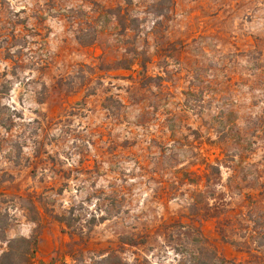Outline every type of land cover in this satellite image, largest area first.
Here are the masks:
<instances>
[{
  "label": "rangeland",
  "instance_id": "374dc122",
  "mask_svg": "<svg viewBox=\"0 0 264 264\" xmlns=\"http://www.w3.org/2000/svg\"><path fill=\"white\" fill-rule=\"evenodd\" d=\"M31 236L264 264V0H0V240Z\"/></svg>",
  "mask_w": 264,
  "mask_h": 264
},
{
  "label": "trees",
  "instance_id": "16d2710c",
  "mask_svg": "<svg viewBox=\"0 0 264 264\" xmlns=\"http://www.w3.org/2000/svg\"><path fill=\"white\" fill-rule=\"evenodd\" d=\"M107 14H113L119 20L120 15L118 11H107ZM120 23V22H119ZM134 66V61L122 60L118 63V68L123 70H130ZM142 70H145V65H140ZM187 228V227H183ZM200 235V234H199ZM6 246V249L0 253V264H129L122 260V258L115 252L103 258L86 259L85 253L78 248L81 241H73L68 244L62 254L57 253L48 263H43L37 260V237L31 236L30 238L16 237L12 239L3 238L0 240ZM122 242V241H121ZM141 241H136L133 237L124 239L122 244L127 246H137ZM209 251L208 247L202 246L198 255L201 252ZM213 258H216V256ZM223 260V259H221ZM202 264H209L208 262Z\"/></svg>",
  "mask_w": 264,
  "mask_h": 264
}]
</instances>
